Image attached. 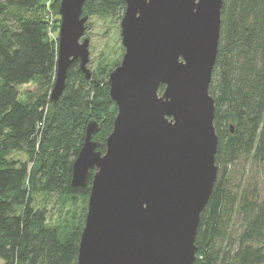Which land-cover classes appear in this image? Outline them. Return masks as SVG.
<instances>
[{"label":"trees","instance_id":"trees-1","mask_svg":"<svg viewBox=\"0 0 264 264\" xmlns=\"http://www.w3.org/2000/svg\"><path fill=\"white\" fill-rule=\"evenodd\" d=\"M95 1L100 11L117 2L125 8L124 0ZM43 2L0 0V264H76L82 225H50L34 197L87 200L93 170L85 186L74 187L72 162L87 122H98L92 140L104 151L116 115L107 80L86 79L78 62L68 68L59 98L49 102L58 41L47 34ZM33 80L42 90L21 95L20 86ZM208 91L217 173L200 214L194 264H264V196L247 172L264 171V0H223Z\"/></svg>","mask_w":264,"mask_h":264},{"label":"water","instance_id":"water-1","mask_svg":"<svg viewBox=\"0 0 264 264\" xmlns=\"http://www.w3.org/2000/svg\"><path fill=\"white\" fill-rule=\"evenodd\" d=\"M86 0H60L56 72L49 102L73 62L86 79L80 41ZM223 0H124V48L107 77L116 106L104 151L91 119L72 162L71 185L93 170L76 264H194L200 214L216 179L218 137L209 83ZM163 86L162 91L159 90Z\"/></svg>","mask_w":264,"mask_h":264},{"label":"rangeland","instance_id":"rangeland-1","mask_svg":"<svg viewBox=\"0 0 264 264\" xmlns=\"http://www.w3.org/2000/svg\"><path fill=\"white\" fill-rule=\"evenodd\" d=\"M56 1H53L51 11L49 10L52 17L48 18L46 26L47 28L49 27L50 34L54 35L55 40L58 41L60 17L58 15V7L56 8ZM123 11L124 8L118 2L113 4L108 11H100L95 0H90L88 5L83 8V14H86L88 19L80 41L84 38L89 41V60L86 66L93 78L98 81L107 80L110 71L120 63L124 52L120 35V20ZM42 88L39 80H33L20 86L19 91L21 95H35ZM12 157L27 161V156L22 152H14ZM247 172L249 181L254 184L257 183L261 196H264V171L250 167ZM34 205L45 209L47 222L50 225L57 226L60 230L74 228V226L76 227L80 224L83 228L87 200L81 196L66 198L56 193L39 192L35 194Z\"/></svg>","mask_w":264,"mask_h":264},{"label":"built area","instance_id":"built-area-1","mask_svg":"<svg viewBox=\"0 0 264 264\" xmlns=\"http://www.w3.org/2000/svg\"><path fill=\"white\" fill-rule=\"evenodd\" d=\"M54 0H44L43 2V15H44V20L46 21V23H48V18L51 16L50 11H51V6ZM50 10V11H49ZM52 17V16H51ZM51 31L49 29V27L47 28V34L50 37V39H55L54 35L50 34Z\"/></svg>","mask_w":264,"mask_h":264}]
</instances>
